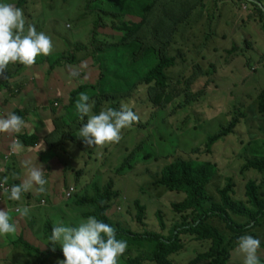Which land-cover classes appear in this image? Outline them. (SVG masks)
<instances>
[{"label":"rangeland","instance_id":"rangeland-1","mask_svg":"<svg viewBox=\"0 0 264 264\" xmlns=\"http://www.w3.org/2000/svg\"><path fill=\"white\" fill-rule=\"evenodd\" d=\"M19 1L0 0V3L19 6ZM262 1L264 5V0ZM248 2L243 6L240 0H206L205 4L198 6L199 11L196 8L187 16L173 41L172 51L179 56L180 62L176 69L169 71L173 84L180 88L181 95L172 103L156 107L149 99L148 88L141 86L135 97L121 100L139 115V122L123 129L119 142L106 144L101 148L86 147L75 135L87 123V117L81 121L75 108L71 120L62 116L71 105L72 92L83 82L94 84L98 80L99 69L94 68L90 55V51L94 50L93 30L97 20L104 17L103 20L109 26L115 23L112 19L125 21L114 14L105 15L100 8L116 11V14L123 16L121 14L127 12V5L131 11L138 12L135 5L137 3L132 0H24L20 3L26 22L34 24L38 32L43 31L49 35L53 43L51 53L38 56L36 63L25 73L22 72L26 74L25 78L21 76L17 81L14 77L10 81L12 87H9L12 96L13 90L28 88L29 97L25 98V103L30 121L34 120L35 111L40 110L41 114V110L43 112L46 109L45 112L48 113L44 115L48 117L47 131L42 128L36 131L45 150L35 149L31 156V165L42 166L48 183L45 185V193H40L43 197L30 199L26 192L22 194L20 201L10 203L13 206L10 215H17L16 209L19 207H27L29 213L26 221L20 214L13 219L17 226L15 238L11 235L0 237V264H26L27 260L36 264L37 257L26 255L24 247L12 244L20 240L21 234H25L24 240L37 245L33 239L35 237L39 241L38 245L47 249L49 241L45 233L46 223L50 221L53 226H76L86 219L85 212L88 213L91 209L77 206L75 202L78 197L87 193L93 195L95 184L104 189L111 182L115 183L114 187L119 191L121 199L117 202L118 213L113 219L115 223L121 222L122 230L140 234L153 231L168 235V231L161 227L158 213L163 214L171 228L180 219L173 211V204L183 201L186 196L169 193L165 188L156 186L155 182L163 169L179 158L210 161L216 165L217 174L208 189L217 200H220L219 190L228 184V178H233L237 185L233 198L247 199L246 185L251 179L258 181L264 198V173L245 170L249 160L264 155V116L258 112V95L264 89V37L256 29L260 24L264 26V23L258 24L252 17L248 21V16L252 15V11L247 10L250 0ZM255 20L259 21L258 18ZM117 24L120 26V23ZM107 31L108 28L101 30L103 33ZM262 33L264 34V29ZM118 35L100 33L98 39H95L96 47L101 41L117 42ZM247 43H250V47ZM84 46L89 51H76ZM136 49V45L122 44L103 52L100 64L106 75L110 78L145 76L151 69L146 60L140 62L139 74L134 71L136 65L133 64V54ZM72 51L77 52L79 65H59L52 72L51 64L62 54H70ZM104 55L107 60L103 59ZM197 63H201L204 72L199 81L189 86L192 69ZM211 63L216 65L212 69L209 68ZM11 65L15 64H10V67ZM6 77V74L0 76V81ZM87 94L95 102L98 99L94 90ZM1 98L6 99L4 104ZM1 98L0 106L7 105L8 96ZM21 99L22 97L13 102L15 106L21 105ZM52 102L55 104L54 109L45 107ZM111 105V102H106L101 109ZM11 112L9 107L6 115ZM92 112L99 114L94 107ZM0 114L3 117L1 110ZM236 117L241 120L234 134L218 143L209 154L206 149L201 154L194 153L195 148L205 147L213 135ZM34 123L36 122L33 121ZM3 134L5 133L0 135ZM50 150L53 155H49ZM130 153H136L135 158L130 161L132 167L129 168L128 165L125 171L120 172ZM1 157L0 153V179L7 176L9 181L13 177L10 176L13 171L24 176L25 162L6 159L5 156L2 160ZM15 180L20 183L18 179ZM72 187L76 191L68 198ZM8 195L1 191L0 204L7 203ZM138 200L147 208L145 223H140L136 217L138 208L135 203ZM219 224L228 233L225 223ZM252 232L258 235L259 240H264V223ZM208 247L189 241L186 250L175 257L177 264H193L199 253ZM128 249L130 245L127 243L126 250ZM262 253H258L260 258L264 257ZM122 258L123 256L119 257L120 263L123 262ZM58 260L63 259L55 256L48 264H57ZM230 264H242V257L235 250Z\"/></svg>","mask_w":264,"mask_h":264},{"label":"trees","instance_id":"trees-1","mask_svg":"<svg viewBox=\"0 0 264 264\" xmlns=\"http://www.w3.org/2000/svg\"><path fill=\"white\" fill-rule=\"evenodd\" d=\"M132 1L137 3L135 5L138 12H135V10L131 11L127 5L125 6L127 12L121 14L123 16L116 14V11H106L107 9L104 7L100 8L105 15L114 14L115 17L124 18L125 21L121 20L118 22L116 19H112L115 23L109 26L103 20L104 17L97 20L93 30L94 50L90 51V55L93 59L94 68L99 69L98 80L94 84L83 82L77 90L72 92L71 105L68 106L67 113L62 118L71 120L74 116L72 111L75 108L77 97L81 92L87 93L90 90L97 92L96 96L98 99L94 105L96 113L100 112L102 105L106 102H111V107L118 110L121 104L119 102L126 98L135 97L140 92L141 86L148 88L149 99L156 107L172 103L176 97L181 95L180 88L173 84L171 72L169 75V71L176 69L180 62L179 56L172 51L173 41L184 19L197 10L198 6L203 5L206 0ZM248 1L240 0V3H249ZM250 1L249 5L253 6L255 11H258L259 22L264 23V10L257 4V2L262 4L263 1ZM21 2L23 3L24 0H21ZM100 16L102 15L100 14ZM116 22L120 23V26ZM262 27L264 28V26ZM106 28L109 31L105 33L101 32L102 29ZM100 33L108 36L119 34V40L117 42L101 41L96 47V40ZM122 44L136 45L138 47L133 54V64L136 65L134 71L136 74H139L140 62L144 60L147 61V66L151 67L142 78H136L135 76L130 78H110L106 75V71L103 70L100 64L101 56L107 50ZM81 50H88V48L84 46L78 48L76 51ZM76 51H72L70 54H62L55 63L51 64L52 72L59 65H79L80 60ZM182 54V50H180V55ZM103 59L107 60V56L104 55ZM155 60H157L156 64ZM15 65L18 66V69H14ZM15 65H11L12 67H10V64L8 65L4 73L7 77L5 79L2 78L3 81H0V84L2 83L0 86L1 90L3 91V88H6V91L2 92L0 90L1 97L10 95L12 92V90L9 91V87H12L10 81L14 77L18 81L23 75L22 72H25L29 68L19 63H15ZM215 66V64L211 63L209 68L212 69ZM192 70L189 86L199 81L201 73L204 72L201 63H197ZM123 80L124 83H122ZM25 91L24 88L19 89V93H24ZM13 92V96L18 95L16 94L17 91L13 90ZM5 101H2L3 104ZM54 106V102L49 104V107L53 109ZM27 110L26 108L21 109L18 107L12 110L11 113H15L26 120L29 115ZM258 112L264 116V89L258 95ZM240 120V117H236L231 123L223 126L218 133L209 139L205 147L195 148L194 153L201 154L203 149H206L208 154L211 153L218 143L225 141L236 132ZM20 139L23 147L27 146L35 149L39 147L41 141L38 135L26 133L21 134ZM52 150L49 151V155H53ZM1 152L3 153L2 150ZM4 152L7 153V151ZM130 154L126 159L127 163L119 170L120 172L125 171L128 165L129 168L132 167L130 161L135 158L136 153ZM22 161L23 163L25 162L24 160ZM245 168V170H255L259 173H264V155L261 158L249 160ZM216 174L217 167L210 161L204 162L181 158L171 162L163 169L155 185L165 188L169 193L184 194L186 196L183 201L173 204V211L180 216V219L175 221L171 228L168 227L163 214L161 212L158 213L161 227L164 231H168V235L153 231L140 234L127 229L122 230L121 222L117 221L115 223L113 219L118 213L119 206H117V202L121 199L119 191L114 187V182H111L104 189L95 184V193L93 195L87 193L82 197H78L75 203L77 206L89 207L91 210L88 213L85 212V217L95 216L98 220L109 224L116 229L117 238L124 239L130 245V249L126 250L122 255L123 262L120 263L119 260L118 264H177L175 257L186 250L187 244L191 240L198 242L200 245L209 246L208 249H205L206 251L204 250L199 253L193 260V264H230L233 251L237 247V240L240 236L252 234L254 238L258 239V235L252 231L263 226L264 198L260 193V185L255 179H251L246 185V200L233 198V195L236 194L237 185L233 178H228V184L219 190L220 200H217L208 189ZM13 184H18L14 178L8 181L9 186ZM1 191L2 189L0 188V195ZM29 196L30 199H36L34 195ZM38 201L41 202L40 199ZM6 202L3 203L0 210H10L13 207L10 206V203L15 204L16 201L7 199ZM135 205L138 208L137 220L140 223H145L144 221L147 219L146 206L142 205L139 200L136 201ZM27 216H22L24 221L28 219ZM222 222L225 223L228 233L221 228L219 223ZM252 225H254L253 229H250ZM52 228L53 224L48 221L45 225L46 238L49 241L47 249L40 247L38 245L39 241H36L35 239L37 238L35 237L33 239L37 245L29 243L30 241L26 239L24 240L25 234H21L20 240L15 241L12 246L24 247L26 255L37 257L36 264H48L50 259L55 256L64 259L59 244L55 245V251H53V245H51L49 240ZM260 241V252L264 254V240L260 239ZM260 260L264 264V257L260 258ZM26 264H34V262L27 260Z\"/></svg>","mask_w":264,"mask_h":264},{"label":"clouds","instance_id":"clouds-1","mask_svg":"<svg viewBox=\"0 0 264 264\" xmlns=\"http://www.w3.org/2000/svg\"><path fill=\"white\" fill-rule=\"evenodd\" d=\"M52 49L51 37L43 31L38 32L34 24L27 23L21 8L11 3H0V76L4 75L9 64L19 63L32 67L38 56H47ZM94 105L95 101L85 92L79 94L75 103L80 120L84 121L87 117V123L75 134L86 147L101 148L106 144L119 142L122 130L140 120L139 115L124 102H121L118 110L105 107L99 114H93ZM25 123L22 117L8 113L6 117H0V133H20ZM22 148L19 140H13L9 145L13 154ZM24 168L26 178L19 184H13L10 189L5 187L8 177L0 179V188H3L5 194H9V200L20 201L22 194L32 191L34 186L38 193L46 191L48 181L44 177L42 166H32L26 161ZM13 178L20 177L13 173ZM16 211L21 216L29 213L27 207H19ZM16 234L17 226L10 211L0 210V237L11 235L15 238ZM49 240L53 251L56 244L62 249L64 259L58 260L57 264H118L119 257L127 249V242L117 238L116 229L95 216L81 220L76 226L54 225ZM260 248L259 239L245 234L238 238L235 251L242 257V264H261L258 255Z\"/></svg>","mask_w":264,"mask_h":264},{"label":"crops","instance_id":"crops-1","mask_svg":"<svg viewBox=\"0 0 264 264\" xmlns=\"http://www.w3.org/2000/svg\"><path fill=\"white\" fill-rule=\"evenodd\" d=\"M206 2V1H205ZM205 2H204V4H205ZM251 2V1H250ZM20 3H22L21 2V0L19 1V6H17V5H15L16 7H18V8H20L21 7V4ZM207 5V4H206ZM205 5V6H206ZM243 6H244V4H242ZM23 8V7H22ZM198 9V8H197ZM200 10V8L197 10V11H199ZM247 10L248 11H252V15L251 16H248V21L251 19V17L254 19V21L255 22H258V24H260V22L259 21H257V20H255L256 18H258V15H257V10L255 11V8L253 7V6H251V5H249V4H247ZM198 13V12H197ZM259 28H256V29H258V34L260 35V36H262V37H264V34L262 33V31H263V27H262V25L260 24V26H258ZM224 36H225V34H224ZM247 45L250 47V43H247ZM261 60H262V56H261ZM18 68V66L17 65H15V68L14 69H17ZM13 70V69H12ZM16 71V70H15ZM25 73V72H24ZM23 73V74H24ZM25 75L26 74H24V75H22V78H25ZM17 82V81H16ZM25 92L24 93H19V91L18 90H16L17 91V93L16 94H18V95H16V96H12V95H8V100H9V102L7 103V105H1L0 106V110H1V113L3 114V117H6L7 115H6V112L8 111V108L10 107V109H12V110H14V109H16V108H18V107H20L21 109H25L26 107H27V104L25 103V98H27V97H29V95H28V93H27V90H28V88H26L25 87ZM22 97V99H21V105H16L15 106V104L13 103L14 101H16L17 99H19V98H21ZM30 97H32V96H30ZM1 100L2 101H5L6 99L5 98H1ZM34 104H36V103H34ZM33 107H34V105H32ZM59 106H60V104H59ZM59 106H57V107H59ZM39 107V106H38ZM45 107H49V105H45ZM46 111V109L45 110H43V112H42V110H41V114H40V110L39 111H35L36 112V114H35V118H34V122H36V123H34L33 124V121H30V119L28 118V116H27V119L25 120V127L22 129V131L20 132V133H5V134H3V135H0V153L2 154V157H1V159L2 160H4L3 159V157L5 156H7L8 154H9V151H10V149L8 148L9 147V145L12 143V141L13 140H16V139H18L19 138V140H20V143H21V139H20V135L21 134H23V133H26V134H29V135H37L38 133H36V131L38 132V130L40 129V128H42L44 131H47L46 130V121H47V118L48 117H44V115H46V114H48V113H46L45 112ZM0 117H2L1 116V114H0ZM40 133V132H39ZM1 134V133H0ZM22 144V143H21ZM5 147H6V149H5ZM36 149L37 150H41V151H44L45 149H43V145H42V140L40 141V145H39V147H36ZM1 150L3 151V153L1 152ZM34 150H35V148H30V147H23L22 148V150H19L17 153H15V155H13L10 159H22V160H24L25 162L27 161V162H30V164H31V156L34 154L33 152H34ZM4 151H7V153L6 152H4ZM36 157H37V155H36ZM43 164V163H42ZM43 165H45V164H43ZM24 170V176L21 174V173H19V172H17V171H13V173H15L17 176H19L20 178L18 179L19 180V182L21 183L22 182V180L24 179V178H26V169L24 168L23 169ZM13 173H11V175L10 176H12L13 175ZM13 178V177H12ZM16 181V180H15ZM17 182V181H16ZM27 193H29V195H34L35 196V198H39V197H43V194H40V193H38L37 191H35V187H34V189L32 190V191H29V192H27ZM1 199V198H0ZM3 204H0V207L2 206ZM11 210H13V209H11ZM11 214V213H10ZM18 217V216H17ZM16 219V217L14 218V220ZM11 257V255L10 256H8L7 258H10Z\"/></svg>","mask_w":264,"mask_h":264},{"label":"built area","instance_id":"built-area-1","mask_svg":"<svg viewBox=\"0 0 264 264\" xmlns=\"http://www.w3.org/2000/svg\"><path fill=\"white\" fill-rule=\"evenodd\" d=\"M16 140H19V138L18 139H16ZM20 141V140H19ZM13 155H15V154H13V153H11V152H9V154L6 156V159H10ZM5 187H7V188H11V186H9L8 184L7 185H5ZM2 190H3V188H1ZM74 191H75V188L74 187H72L71 189H70V191H69V193H68V195H67V197L68 198H71L73 195H74ZM3 192H4V190H3ZM5 194V193H4ZM10 211V213L12 212V210L10 209L9 210ZM18 214V216H19V212L18 211H16ZM17 215H11V217H12V220L15 218V217H17Z\"/></svg>","mask_w":264,"mask_h":264},{"label":"water","instance_id":"water-1","mask_svg":"<svg viewBox=\"0 0 264 264\" xmlns=\"http://www.w3.org/2000/svg\"><path fill=\"white\" fill-rule=\"evenodd\" d=\"M257 4L260 5L261 8L264 10V7H263V5L261 3L257 2Z\"/></svg>","mask_w":264,"mask_h":264}]
</instances>
